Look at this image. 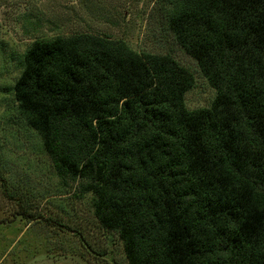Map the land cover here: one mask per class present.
Here are the masks:
<instances>
[{"label": "trees", "instance_id": "1", "mask_svg": "<svg viewBox=\"0 0 264 264\" xmlns=\"http://www.w3.org/2000/svg\"><path fill=\"white\" fill-rule=\"evenodd\" d=\"M167 3L209 107H185L193 75L170 55L75 32L26 47L18 110L127 264H264V0Z\"/></svg>", "mask_w": 264, "mask_h": 264}, {"label": "rangeland", "instance_id": "2", "mask_svg": "<svg viewBox=\"0 0 264 264\" xmlns=\"http://www.w3.org/2000/svg\"><path fill=\"white\" fill-rule=\"evenodd\" d=\"M167 0H0V264H127L122 241L100 226L92 193L56 174L12 86L37 38L89 32L138 52L168 54L194 79L188 110L209 107L215 90L166 24Z\"/></svg>", "mask_w": 264, "mask_h": 264}]
</instances>
